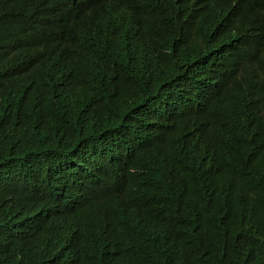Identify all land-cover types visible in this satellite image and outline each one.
<instances>
[{
	"label": "trees",
	"instance_id": "1",
	"mask_svg": "<svg viewBox=\"0 0 264 264\" xmlns=\"http://www.w3.org/2000/svg\"><path fill=\"white\" fill-rule=\"evenodd\" d=\"M151 18L164 34L178 31L167 15L155 11ZM204 20L211 27L218 22ZM18 26L34 32L32 46L10 37ZM0 27L9 35L0 65V264L29 253L39 229L50 240L52 264H59L125 194L145 214L140 233L156 240L148 254L144 244L134 248L139 264L161 258L224 264L237 249L264 264V242L252 236L264 238V231L220 229L226 206L239 212L258 160L243 163L234 144L227 146L217 98L191 84L178 86L165 47L149 52L151 65L136 59L121 71L116 63L130 49L118 46L117 38L76 46L73 28L56 18L52 0H0ZM192 104L200 106V116L179 117ZM8 125L15 130H4ZM33 140L30 160L26 146ZM123 140L137 149L123 151L125 160L113 162L116 172L108 180L97 176L107 170L103 151L127 148ZM166 169L176 181L165 180ZM240 239L247 243L239 245Z\"/></svg>",
	"mask_w": 264,
	"mask_h": 264
},
{
	"label": "clouds",
	"instance_id": "2",
	"mask_svg": "<svg viewBox=\"0 0 264 264\" xmlns=\"http://www.w3.org/2000/svg\"><path fill=\"white\" fill-rule=\"evenodd\" d=\"M52 1L56 18L73 28L76 46L91 48L95 46L90 45L88 40L102 39L106 43L117 38L118 46L130 49L122 63H116L117 69L121 71L132 68L136 59L139 66L151 65L149 52L165 47L166 54L175 63L173 75L178 86L191 84L217 98L219 117L224 119L227 146L232 148L234 144L236 150L232 152L240 156L243 163L251 162L252 158L258 160L254 181L240 194L239 212L237 208L226 206V211L221 214L220 229L234 227L241 231L252 226L263 232L264 0ZM115 5L116 8L111 9ZM155 11L167 15L178 31L164 34L159 24L151 18ZM215 17L218 18L215 27L204 20L210 21ZM94 20H97V25L90 22ZM10 37L21 44L25 38L26 46H32L36 40L34 32L26 26L16 27ZM8 38L9 35L0 27V65L6 60ZM189 114H193L192 118L199 117L200 106H186L179 117L187 118ZM4 130L15 129H10L8 125ZM123 142L128 145L127 148L103 151L102 164L107 170H97V176L108 180L116 172V168L111 166L113 162L125 160L123 151L133 152L137 149L133 142ZM26 147L28 157L32 160L36 153L35 140ZM13 167L18 168V165ZM163 176L166 181H176L175 175L168 169L164 170ZM128 195L121 196L114 205L102 212L107 217L101 226H95V221L88 232L84 231L81 244L66 252L59 264H139L134 248L144 244L143 254H148L147 245L155 244L156 240L151 232L140 233V223L145 214L138 200L132 202ZM254 219L260 222L251 221ZM252 236L264 242L261 233ZM37 237L32 250L18 256L14 264H52L48 236L39 229ZM246 243L247 239L239 240V245ZM66 258L68 260L64 263ZM161 259L151 264H172ZM224 264L258 263L246 253V249H237L234 257L224 260Z\"/></svg>",
	"mask_w": 264,
	"mask_h": 264
},
{
	"label": "bare ground",
	"instance_id": "3",
	"mask_svg": "<svg viewBox=\"0 0 264 264\" xmlns=\"http://www.w3.org/2000/svg\"><path fill=\"white\" fill-rule=\"evenodd\" d=\"M130 36H131V37L133 36V33H132V31H131V26H130ZM32 100H33V98H32Z\"/></svg>",
	"mask_w": 264,
	"mask_h": 264
},
{
	"label": "rangeland",
	"instance_id": "4",
	"mask_svg": "<svg viewBox=\"0 0 264 264\" xmlns=\"http://www.w3.org/2000/svg\"><path fill=\"white\" fill-rule=\"evenodd\" d=\"M264 34V33H263Z\"/></svg>",
	"mask_w": 264,
	"mask_h": 264
}]
</instances>
